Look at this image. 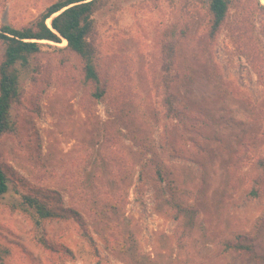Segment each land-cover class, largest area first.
Masks as SVG:
<instances>
[{
    "label": "rangeland",
    "instance_id": "rangeland-1",
    "mask_svg": "<svg viewBox=\"0 0 264 264\" xmlns=\"http://www.w3.org/2000/svg\"><path fill=\"white\" fill-rule=\"evenodd\" d=\"M56 1L0 0V28L8 24L21 29ZM232 1L219 37L210 42L209 0H110L95 15L99 67L107 79L108 95L103 101L90 99L81 63L66 50L64 40L42 42L38 58H32L24 72L22 104L14 110L19 134L15 139L22 136L20 151L15 154L12 138L1 139V162L15 168L29 181L25 189L39 196L53 187L44 180L46 176H67L61 167L65 162L88 165L87 170L81 169L89 194L96 191L93 181L100 169L109 194H116L118 186L100 163L109 153L104 141L112 148L117 144L105 138L113 128L135 160L124 194L128 202L116 217L115 229L121 230L122 238L131 235L135 247L129 253L114 252L108 248L109 234L94 220L95 215L81 211L95 246L69 220L47 224L52 250H45L35 240L31 217L9 193L0 200L3 264H264V184L261 197L251 194L256 181L264 177V6L259 0ZM186 16L192 21L193 39L183 54L194 82H187L180 92L194 116L209 123L202 131L208 140L201 157L196 155L193 142L198 139L188 129L190 124L184 131L172 129L171 144H178L181 155L162 148L166 120L157 76L151 70L160 37L177 18ZM4 50L0 48V65ZM258 62L260 71L255 67ZM35 76L44 80L46 90L37 85ZM118 97L132 101L141 126L133 122L135 128L130 129L123 122L118 127V115L124 111ZM142 131L149 141L148 157H157L165 166L162 189L166 196L174 195L189 209L180 220L173 218L174 211L158 210L159 189L154 181L138 182L146 159L144 148L136 142ZM184 147L193 150L190 157L185 158ZM62 194L65 207H71V193ZM237 237L254 248L259 262L248 253L225 251L224 243Z\"/></svg>",
    "mask_w": 264,
    "mask_h": 264
},
{
    "label": "trees",
    "instance_id": "trees-1",
    "mask_svg": "<svg viewBox=\"0 0 264 264\" xmlns=\"http://www.w3.org/2000/svg\"><path fill=\"white\" fill-rule=\"evenodd\" d=\"M109 2L110 0H58L49 6L39 18L21 29L8 24H4L0 28V48L5 47L3 61L0 65V140L7 137L12 138L16 155L20 151L19 145L22 136L15 139L19 134L14 110L22 104L23 75L24 72H28L32 58H38L44 45L41 40L54 43L66 41V50L76 55L81 63L83 80L90 99L103 101L107 97V79L99 67L101 60L96 41L98 30L95 15L104 10ZM232 2V0H209L207 6L209 18L206 29L208 39L212 40L210 42H215L219 37ZM49 19H51L50 25L48 24ZM191 25L192 21L188 16L177 18L174 25L164 36L160 37L151 70L157 76V89L162 97L163 105L161 112L166 120L163 125L162 148L169 154L179 152L181 155L183 151H179L178 144H171L173 141L172 129L184 131L183 129L190 124L188 129L198 139L197 143L192 141L196 147V155L201 157L206 152L205 141L208 140L203 132L209 123L204 124L202 120L194 116L193 109L188 106L187 100L180 92V88L187 82H194L193 73L186 62L185 54H183L187 48L186 44L193 39ZM255 67L257 71L262 69L259 62ZM32 70L34 69L32 68ZM32 78L37 85H40L42 91L46 90L47 85L43 79L36 76ZM118 99H121V105H123L121 108L124 110L120 112V116L118 115V127H122L123 122H127L130 129L135 128L132 126L133 122L140 125L141 120L133 111L132 101L124 97H118ZM143 134L147 136V133L142 131L136 141L141 148H144L143 155L146 158L141 163L138 182L144 184L147 178L154 181L156 188L159 189L156 207L159 211H164L165 214L174 211L173 218L180 220L183 212L189 211V209L182 203H178L174 195L166 196L162 189L167 178L165 166L157 157H148L150 149L147 145L149 141L148 137L145 139ZM116 135L113 128L107 130L106 140L116 141L117 144L112 148L104 141L108 146L109 153L100 160L101 165L108 168L110 177L118 186L116 194L112 195L109 194L110 187L107 185V179L103 176L102 169L98 171L97 179L93 181L96 191L94 194H89L83 187L85 179L82 178L81 169L85 167L84 169L87 170L88 165L86 166L83 162L79 166H74V164L65 162L61 167L66 170L67 176L64 178L46 176L44 180L53 187L47 188V191L39 196L29 189H25V185L29 181L21 177L12 166L3 164L0 153V200L9 193L15 196V199L19 201L18 207L31 217L36 227L35 240L43 249L52 250V245L47 238V224L69 220L75 222L76 232L89 241L92 246H95L94 240L83 226L84 219L81 211H86L91 217L95 215L94 220L100 224V228L106 229V234H109L108 248L110 247L116 253L124 254L129 253L135 247L131 235L126 233L122 238L119 234L121 230L115 229L116 217L125 211L128 202L127 198L124 199V194H127L129 181L135 168V160L124 147L123 139H118ZM201 140L203 141L201 142ZM243 145L248 146L246 141ZM184 148L185 158L190 157L193 150ZM23 151H25L24 148ZM29 157L35 158L36 156L29 155ZM41 166L43 170L47 171L46 163H42ZM80 176L81 178H79ZM263 184L264 177L260 182L256 181V188L251 191L255 198L262 196L261 186ZM62 191L71 193V207H65ZM111 236L114 240L111 239ZM243 241H245L244 238L237 237L233 241L225 242V251L236 250L248 253L251 260L259 262L254 248ZM0 264H3L1 254Z\"/></svg>",
    "mask_w": 264,
    "mask_h": 264
},
{
    "label": "bare ground",
    "instance_id": "bare-ground-1",
    "mask_svg": "<svg viewBox=\"0 0 264 264\" xmlns=\"http://www.w3.org/2000/svg\"><path fill=\"white\" fill-rule=\"evenodd\" d=\"M51 23V19L48 20V24L50 25ZM41 42H48V43H52L51 41H48V40H41ZM66 42V41H65ZM67 43V42H66Z\"/></svg>",
    "mask_w": 264,
    "mask_h": 264
},
{
    "label": "water",
    "instance_id": "water-1",
    "mask_svg": "<svg viewBox=\"0 0 264 264\" xmlns=\"http://www.w3.org/2000/svg\"><path fill=\"white\" fill-rule=\"evenodd\" d=\"M259 1L264 6V0H259Z\"/></svg>",
    "mask_w": 264,
    "mask_h": 264
}]
</instances>
